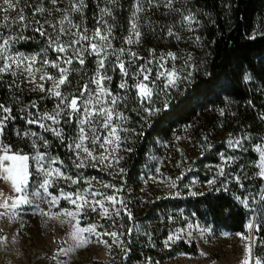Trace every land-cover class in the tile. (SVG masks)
Returning <instances> with one entry per match:
<instances>
[{
    "label": "rangeland",
    "instance_id": "1",
    "mask_svg": "<svg viewBox=\"0 0 264 264\" xmlns=\"http://www.w3.org/2000/svg\"><path fill=\"white\" fill-rule=\"evenodd\" d=\"M107 1L110 5L115 2V0ZM21 2L22 0H19L15 3L14 0L15 10L5 11L7 6L3 4V0H0V44H3L5 40L8 41L5 50L0 51V56L4 63L12 65L11 69L6 72H15V82L19 86H25L35 97L31 104L18 106L11 115L13 118L5 121L3 134L0 135V147L2 151L8 148L9 154L18 153L29 156L30 175L26 188L28 199L32 203L18 205L13 209L11 205L24 193L15 192L10 181L0 178V264H113V249L119 243L117 228L120 227L123 215V202L119 195V188L93 172H104L112 177L123 175L120 170L123 169L122 165L130 146L134 145L138 135L137 127L126 113L128 93L137 94L143 109H159L165 94L172 91L191 72L185 81L189 80L195 70L194 51L200 48V38L197 39L199 37L198 23L195 19L191 23L185 19L178 31L169 29L165 35L168 48L164 51L152 52L148 58H145L140 52L144 24L154 30L158 28L163 31L166 20L177 6V0H172L170 7H166L168 0H139L136 8H140L141 11H136L135 19L131 21L126 34L120 41L121 46H118V43L116 45L117 29L105 12L97 28L101 30L102 35H107L108 38L106 41H100L94 38L97 28L88 33L82 24L73 19V5L79 6L77 0H42L40 9L29 22L25 17L23 21L19 20L21 14L24 16ZM133 23L137 25V30L140 32L138 41L132 31ZM73 25L79 27H73ZM27 26L34 27L36 30L40 29L44 33L41 35V32L37 31L44 40L46 48L31 54H24L15 49L19 41L20 30H26ZM61 29H64L63 33ZM170 32L171 35H169ZM80 34L90 37V40L81 41L80 45H75L76 48L82 46V49L88 50L83 52L85 63L80 65L75 58L70 65L63 63V59L57 60L58 56L67 58L73 55V49L69 47L65 53H58L55 51L56 43L50 44L49 38L55 42L59 37V44L68 45L72 40L79 39ZM129 36L133 39L131 44L127 43ZM90 43L97 44L101 50L100 56L90 54ZM121 49L124 50L123 53ZM133 52L138 58L130 55ZM168 53H173L175 59L169 57ZM88 55L93 58L94 71L88 66ZM9 57L12 59H8ZM25 57L28 59H24ZM103 57H106L105 67L100 70V75L111 77L103 81V86L111 93L110 96H97V86L91 83L94 77L98 78L97 61ZM117 57L119 61L124 62L129 72L128 76L121 74L117 66L119 63ZM12 60L20 61L19 67L12 63ZM45 61H55L61 67L68 69V82L61 85L58 90L69 99L73 96L79 98V113L72 112L70 108L63 109L61 105L63 111L57 117L59 124H53L47 119L42 121L47 126L62 130L63 140L51 131L40 128L39 124L27 123L28 119H38L44 113L53 114L59 111L56 108L59 98L48 90L53 88L54 82L60 77V72L57 68L51 67V63H45ZM29 63L32 64V76L26 71ZM141 66L150 70L149 79L146 81L143 80V74L139 72ZM173 70L177 73L178 79L174 86L168 85L166 88L165 85L168 84L166 73ZM160 73L165 74L159 75ZM42 75L45 76L44 80L40 79ZM158 75L159 78H157ZM47 76L53 79L48 80ZM125 82L126 87L121 89L119 85ZM141 82L151 89L150 99L139 95L136 85ZM40 84H43L44 91L38 87ZM85 85L88 86V90L81 97L80 92ZM113 98L116 100L115 104L111 103ZM89 100L91 103L87 106L90 109L104 107L113 113L112 119L108 122V128L103 127L104 115L102 113L91 119L90 123L83 125L87 135L83 143L92 152V156L74 147L75 143L80 142L78 139L80 120L84 119L83 108L85 102ZM97 100L100 101L99 104ZM33 103L36 107H31ZM30 113L32 115H29ZM69 113L71 120H69ZM144 113L148 117H153L158 111L152 115L145 111ZM4 115L7 114L0 110V118ZM113 127L116 133L110 135ZM32 133L36 135L33 136ZM40 137L48 141L47 146ZM97 137L99 139H96ZM252 138L248 135L241 141L239 148H244L243 144L251 142ZM105 139L110 140L111 143H105ZM34 142L35 148L33 147ZM13 143L20 145L22 150H15ZM70 144L73 145L72 148L68 147ZM102 144L103 147H101ZM66 149L73 155L74 169H70L59 157V154L65 153ZM253 150L259 158L256 164L257 174L264 179V176L260 174L262 164H264L261 159L264 154V134L262 141L255 145ZM198 151L191 126L184 127L170 139L159 142L158 151L150 157V166L143 178L140 194L142 196L160 194L165 197H182L203 190L205 185L201 180L193 177L191 171L192 162L198 155ZM39 154H45V159L41 161L44 170H53V175L48 177L47 192L40 188L45 175L44 172L38 170L39 166L35 157ZM53 159L56 163H50ZM226 163L227 161L223 160V164ZM56 169L63 175H57L54 171ZM208 169L212 170L211 167ZM2 176L3 173L0 172V177ZM84 186H86L85 189L74 191V188ZM77 196L83 197L89 203L84 204V200L80 199L77 200L76 205L72 204L71 200H75ZM108 197H115V203L109 201ZM54 198L55 202H53ZM5 201L9 205L7 208L2 206ZM95 201H100L103 207L96 205ZM259 202L254 200L250 205L251 209L257 205L256 210L259 208L262 212L261 218H256L254 235L252 225L255 217L246 227L245 233H234L199 221L188 222L171 232L170 236L173 239L169 240V236L165 241V246L167 249H172L182 242L189 245L194 244L198 247V254H178L158 264H243L246 257L249 259V264H255V261L259 259L255 253L256 245L259 235L264 232V197L262 207L259 206ZM80 204L84 206L77 208ZM93 207L95 211L92 210ZM104 209L108 210L107 215ZM117 211L119 215L116 214ZM67 212L76 213L75 218L68 217ZM91 214L99 216L100 219H106L116 229L108 230L104 224H88ZM77 229H93V231L77 232ZM111 232H116L117 237L104 235V233ZM84 240L87 242L81 244ZM247 245H251L252 248L250 256L246 250ZM260 261L264 264L262 260Z\"/></svg>",
    "mask_w": 264,
    "mask_h": 264
},
{
    "label": "trees",
    "instance_id": "2",
    "mask_svg": "<svg viewBox=\"0 0 264 264\" xmlns=\"http://www.w3.org/2000/svg\"><path fill=\"white\" fill-rule=\"evenodd\" d=\"M138 1L115 0L110 5L107 0H83L84 6L80 11L73 10L72 17L90 33L103 20V9H109L117 29L116 45L121 46L120 41L135 19ZM177 2L163 31L144 24L140 52L148 58L152 52L167 49V31H178L185 17L192 16L198 23L200 38V48L193 54L195 70L189 80L180 81L165 94L153 117L145 115L137 94L129 92L126 113L137 127L138 135L123 162V175L112 177L93 172L118 187L123 202L113 264H158L178 254L197 255L198 247L194 244L182 242L172 249L166 248L165 241L176 227L199 221L245 233L250 221L262 215L260 209L256 210L257 205L253 209L250 205L254 200L260 201L264 188V179L257 174L259 158L253 150L264 134V0ZM41 3L42 0H22L21 8L28 22ZM27 27L20 30L15 49L31 54L46 48L36 28ZM1 59L2 56L0 67L4 63ZM88 66L94 71L91 55H88ZM14 78L10 72L0 73V104L11 108V115L18 106L31 104L35 97ZM187 126L192 127V136L199 148L191 171L205 188L182 197L142 196V181L159 142L170 139ZM248 135L253 140L239 148ZM13 147L22 150L18 144L13 143ZM59 157L74 169L73 155L68 149ZM223 160L227 163L223 164ZM87 223L116 229L95 214L90 215ZM262 241L264 232L259 235L255 250L256 257L264 262Z\"/></svg>",
    "mask_w": 264,
    "mask_h": 264
},
{
    "label": "snow or ice",
    "instance_id": "3",
    "mask_svg": "<svg viewBox=\"0 0 264 264\" xmlns=\"http://www.w3.org/2000/svg\"><path fill=\"white\" fill-rule=\"evenodd\" d=\"M19 0H15V3H18ZM15 3L14 0H3V4L6 5L7 7L4 9L5 11L7 10H15ZM172 3V0H168V3L166 4V7H170ZM83 0H79V6L77 5H73V10L75 11H80V8L83 7ZM103 11L105 13H107L108 15H111V12L109 9L105 8L103 9ZM137 11H141L140 8H137ZM6 20L8 19L7 17L5 18ZM186 20L189 21V23L192 22V20L194 19L192 16H187L185 17ZM19 20L23 21L24 20V16L21 14L19 16ZM106 23V22H105ZM73 27H79L76 25H73ZM37 31L41 32V35H44V33L40 30L37 29ZM61 33H63L64 29L60 30ZM86 31V30H85ZM109 34H110V26H109ZM132 31L138 41L139 37H140V32L137 30V25L135 23L132 24ZM172 33L170 32L169 35H171ZM94 38H98L100 41H106L107 40V35H102L101 34V30L99 28L96 29L95 33H94ZM254 38V37H252ZM58 39L59 37H57V41H52L51 38H49L50 40V44L52 43H56V48L55 51H57L58 53H65L67 48L71 47L73 49V55L68 56L67 58H61V57H57V60H61L63 59V63L65 64H72L73 63V58L76 59V61L80 64L83 65L85 63L84 61V57H83V52L84 51H88L87 49H82L81 48H76L75 45H80L81 41H88L90 40V37L87 36L86 34H80L79 35V39L76 40H72L70 42V44L68 45H63V44H59L58 43ZM197 39H199V37H197ZM127 43L131 44L133 43V39L132 36H129L127 39ZM8 44V41L5 40L3 44H0V51L5 50V46ZM90 49H91V53L90 54H96L97 56H100V49L98 48L96 43H90ZM123 53V49L120 50ZM130 55L132 57H136V53H130ZM168 56L171 57L172 59H175V55L173 53H168ZM138 58V57H136ZM8 59H12L11 57H9ZM24 59H28V58H24ZM105 59L106 57L100 58L97 61V77L98 78H93L91 80V83H94L97 86V96H101V95H108L110 96L111 93L103 86V81L105 79H111V77H107L104 75H100V70L103 69L105 67ZM161 59H163V57H161ZM117 60L119 61V57H117ZM33 62H34V58H33ZM12 63L17 64V67H19V63L20 61L17 60H12ZM45 63H51V67L53 68H57L60 72V77L57 81L54 82V86L52 89H49L48 91L54 95L55 97L59 98V103L57 104L56 108L59 111H55L53 114H48V113H44L43 115L39 116L38 119H28L27 123L28 124H39V127L44 129L45 131H51L56 137L61 138V140H63V136H62V130L54 128V127H50L45 125L42 121L44 119L50 120L52 121L53 124H59L60 121L57 119V117L60 115V112L63 111V109H71L72 112L75 113H79L80 112V108L78 107V97L73 96L71 99H69L68 97H65L62 95V93L58 90L60 88L61 85H64L68 82V69L61 67L57 62L53 61V62H48L45 61ZM151 63V62H149ZM119 70L121 72V74L123 76H128L129 72L128 70L125 68V64L123 61H119L118 65ZM12 65L9 63H4V65L2 67H0V73L9 71L11 69ZM161 67H163V65H161ZM26 71L28 72V74L30 76H32V64L29 63ZM139 72L141 74H143V80H148L149 79V69L144 68L143 66H141V68L139 69ZM165 73H160L159 75H164ZM167 77H168V84L165 85V87L167 88L168 85H172L174 86L176 83V80L178 79L177 73L173 70V71H168L167 73ZM12 75H16L15 72L12 73ZM159 75L157 78H159ZM191 75V72L188 73V76ZM188 76H185L184 79H188ZM35 77L33 76V81H34ZM41 80L45 79V76L42 75L40 77ZM48 80H52L53 77L51 76H47ZM38 87L40 88L41 91H44V86L43 84L38 85ZM119 87L121 89L126 87V82L125 83H121L119 85ZM136 87L139 89V95L145 99H150L152 93H151V89L149 88V86L143 82L139 83L136 85ZM88 90V86L85 85L83 87V89L80 92V96L83 97L85 95V93ZM91 103V101H87L85 102V106L83 108V112H84V119L80 120V125L81 127L79 128V133H78V139H79V143H75L74 147L75 149H80L82 150L84 153H86L88 156H92V152L89 150V148L84 146V140L87 138L86 132H85V128L83 127V125L90 123L91 119H93L96 115L98 114H103L104 115V121H103V127L108 128L109 127V121L112 119L113 113L110 109H106L104 107H100V108H93L90 109L87 104ZM97 103L99 104L100 101L97 100ZM112 104L116 103L115 98H113L111 100ZM61 105H63V109L61 108ZM31 107H36V104L33 103L31 105ZM0 110H2L3 113L7 114L4 115L2 118H0V135L3 134L4 131V127H5V121L12 119L13 117L11 116V108L9 107H5L3 104H0ZM145 112H147L149 115L154 114L155 112L159 111V109H155V108H145L144 109ZM223 114V113H222ZM29 115H32L31 113ZM69 120H71V114L69 113ZM116 133V129L113 127L111 128L110 131V135H115ZM33 136L36 135V133H32ZM40 139H42L44 141V145L47 146L48 145V141L46 139H44L43 137H40ZM96 139H99V137H97ZM93 143H95V140H93ZM105 143H111L110 140L105 139ZM239 143V142H237ZM33 147L35 148V142L33 143ZM69 148H72L73 145H68ZM101 147H103V144L101 145ZM4 154L0 155V172L3 173V176L0 177L4 180L10 181L12 184V187L14 188L15 192L17 193H21L23 192L24 195L18 197L15 202L11 205V207L13 209H15L18 205H22V204H30L32 203V201H30L28 199V195H27V184H28V177L30 175L29 170H28V161H29V156L27 155H22V154H18V153H13V154H9V149L8 148H4L3 149ZM77 155H79V153H77ZM36 159V163L39 166L38 170L41 172H44L45 175V179L43 180V182L40 184V188L44 189L45 192H47V187L49 185V179L48 177H51L53 175V170H48L45 171L43 164L41 163V161H43L45 159V154H39L37 157H35ZM262 161H264V154H262L261 157ZM7 162V163H6ZM50 163H56V160L53 159L50 161ZM82 166V165H77ZM56 172L57 175H63L61 172H59L58 169L54 170ZM121 172H123V169L120 170ZM262 176H264V164H262V170L260 173ZM211 183V182H210ZM66 198H70V197H66ZM83 199L84 200V204H88L89 202L84 199L83 197L77 196V198L75 200H71V203L76 205L77 204V200ZM109 201H112L113 203H115V197H108L107 198ZM53 202H55V198L53 199ZM84 204H80L77 205V208H82L84 206ZM96 205H100L101 207H103L102 203L100 201H95ZM3 207H8L9 205L7 204V201H5V203L2 205ZM93 211H95V207H93L92 209ZM107 209H104V213L105 215H107ZM117 215H119V211H117L116 213ZM76 213L74 212H67V216L70 218H75ZM130 215V214H129ZM78 223V222H77ZM249 227H251V225H249ZM80 231H93V229H77V232ZM99 235V234H98ZM104 235H110L112 237H117V233L116 232H111V233H104ZM173 237H169V240H172ZM87 241H81L82 243H86ZM104 243H107L106 241H104ZM167 243V242H166ZM262 243H264V241H262ZM79 246V245H78ZM246 250L250 256L251 254V245H247L246 246ZM243 264H249V259L248 257L245 258ZM255 264H261V261L259 259H257L255 261Z\"/></svg>",
    "mask_w": 264,
    "mask_h": 264
},
{
    "label": "bare ground",
    "instance_id": "4",
    "mask_svg": "<svg viewBox=\"0 0 264 264\" xmlns=\"http://www.w3.org/2000/svg\"><path fill=\"white\" fill-rule=\"evenodd\" d=\"M263 195H264V190H263ZM263 197H264V196H263ZM255 229H256V221H254V222H253V225H252V232H253V235H254Z\"/></svg>",
    "mask_w": 264,
    "mask_h": 264
},
{
    "label": "water",
    "instance_id": "5",
    "mask_svg": "<svg viewBox=\"0 0 264 264\" xmlns=\"http://www.w3.org/2000/svg\"><path fill=\"white\" fill-rule=\"evenodd\" d=\"M262 200H263V193H262V195H261V199H260V202H259V206H260V204L262 203ZM259 209V208H258ZM258 209H257V211H258ZM254 221H256V216H255V218H254Z\"/></svg>",
    "mask_w": 264,
    "mask_h": 264
},
{
    "label": "built area",
    "instance_id": "6",
    "mask_svg": "<svg viewBox=\"0 0 264 264\" xmlns=\"http://www.w3.org/2000/svg\"><path fill=\"white\" fill-rule=\"evenodd\" d=\"M2 152H3V151H2V149H1V147H0V155H2Z\"/></svg>",
    "mask_w": 264,
    "mask_h": 264
}]
</instances>
